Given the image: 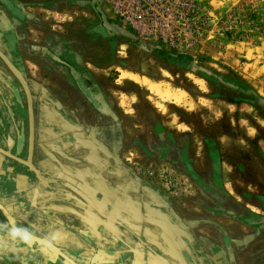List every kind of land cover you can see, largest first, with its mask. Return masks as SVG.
<instances>
[{"label":"crops","instance_id":"obj_1","mask_svg":"<svg viewBox=\"0 0 264 264\" xmlns=\"http://www.w3.org/2000/svg\"><path fill=\"white\" fill-rule=\"evenodd\" d=\"M99 7L119 26L110 0H0V224L60 234L45 248L0 231V264H264V125L206 115L148 75L119 80L128 70L103 60L116 38L97 30ZM134 120L166 138L141 167Z\"/></svg>","mask_w":264,"mask_h":264},{"label":"rangeland","instance_id":"obj_2","mask_svg":"<svg viewBox=\"0 0 264 264\" xmlns=\"http://www.w3.org/2000/svg\"><path fill=\"white\" fill-rule=\"evenodd\" d=\"M163 1V7L157 10L156 17L146 27L119 21L118 27L132 32L136 38L115 36V41L106 45L108 51L103 60L113 61L118 67L124 66L128 70L119 79L121 72L113 69L110 78L115 75L124 82L123 78L130 71L148 75L157 79L165 90L179 88L185 96L189 90L197 103L201 102L206 115L215 118L227 111L242 114L244 119L248 117L250 122H245L248 126L251 123L258 125L256 121L264 125L261 117L264 115L263 105H258V111L228 107L230 100L247 102L256 100L255 95L264 98V71H249L264 65V0H226L236 2L231 6L224 0H190L188 6H183L182 0ZM98 40L103 41L101 38ZM258 64L263 65L256 66ZM192 65L206 68L212 75L193 71ZM153 86L156 88L153 92H162L160 86ZM183 93L167 92L166 96L181 103ZM141 94L143 98L147 95L145 90ZM163 110L167 113L166 108ZM126 124L131 127L127 128L126 134L133 152L131 164L141 167L157 161L156 153L151 149L157 142L166 143V138H159L160 131L152 129L151 125L147 127L141 121Z\"/></svg>","mask_w":264,"mask_h":264},{"label":"built area","instance_id":"obj_3","mask_svg":"<svg viewBox=\"0 0 264 264\" xmlns=\"http://www.w3.org/2000/svg\"><path fill=\"white\" fill-rule=\"evenodd\" d=\"M117 8L121 22H131L139 28L146 27L154 17L157 10L163 7V0H110ZM170 1V0H169ZM190 0H182L183 6H188ZM141 25V26H140ZM164 188L171 194H175L177 189L171 180H166Z\"/></svg>","mask_w":264,"mask_h":264},{"label":"clouds","instance_id":"obj_4","mask_svg":"<svg viewBox=\"0 0 264 264\" xmlns=\"http://www.w3.org/2000/svg\"><path fill=\"white\" fill-rule=\"evenodd\" d=\"M0 231H6L11 241L27 246H31L36 241L45 248H52L60 238V234L54 232L50 236L38 240L33 230L17 225L12 219H9L7 223L0 224Z\"/></svg>","mask_w":264,"mask_h":264},{"label":"water","instance_id":"obj_5","mask_svg":"<svg viewBox=\"0 0 264 264\" xmlns=\"http://www.w3.org/2000/svg\"><path fill=\"white\" fill-rule=\"evenodd\" d=\"M98 14L101 18V23L99 27L97 28V30L100 31V33L106 36H123L131 40H135L136 37L132 32L125 30V29H121L118 26H116L112 21H110L108 17L105 15V13L103 12V10L101 9V7L98 8ZM190 68L191 70L196 71V72L202 71V72H206L209 75H212V72L210 70H207L206 68H203V67H196L195 65H192ZM220 81L223 82V84H226L224 83L222 79ZM255 96L257 98V102L264 106V99L260 96H257V95Z\"/></svg>","mask_w":264,"mask_h":264},{"label":"flooded vegetation","instance_id":"obj_6","mask_svg":"<svg viewBox=\"0 0 264 264\" xmlns=\"http://www.w3.org/2000/svg\"><path fill=\"white\" fill-rule=\"evenodd\" d=\"M85 87H86V86H85ZM85 87H84V88H82V89H86V88H87V87H86V88H85ZM86 92H88V93H89L88 89L86 90ZM89 97H90V99H92V102H93V101H94V99H93L91 96H89Z\"/></svg>","mask_w":264,"mask_h":264},{"label":"bare ground","instance_id":"obj_7","mask_svg":"<svg viewBox=\"0 0 264 264\" xmlns=\"http://www.w3.org/2000/svg\"><path fill=\"white\" fill-rule=\"evenodd\" d=\"M125 76H126V77L129 76V77H132V78H137V77H135V76H133V75H131V74H126Z\"/></svg>","mask_w":264,"mask_h":264},{"label":"trees","instance_id":"obj_8","mask_svg":"<svg viewBox=\"0 0 264 264\" xmlns=\"http://www.w3.org/2000/svg\"><path fill=\"white\" fill-rule=\"evenodd\" d=\"M230 102H231V103H236L237 101H231V100H230Z\"/></svg>","mask_w":264,"mask_h":264}]
</instances>
